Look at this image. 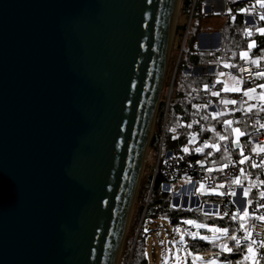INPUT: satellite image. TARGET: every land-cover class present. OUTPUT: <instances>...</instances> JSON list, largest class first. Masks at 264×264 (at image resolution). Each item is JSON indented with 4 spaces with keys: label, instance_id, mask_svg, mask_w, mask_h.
<instances>
[{
    "label": "water",
    "instance_id": "1",
    "mask_svg": "<svg viewBox=\"0 0 264 264\" xmlns=\"http://www.w3.org/2000/svg\"><path fill=\"white\" fill-rule=\"evenodd\" d=\"M181 5L0 0V264H119Z\"/></svg>",
    "mask_w": 264,
    "mask_h": 264
},
{
    "label": "built area",
    "instance_id": "2",
    "mask_svg": "<svg viewBox=\"0 0 264 264\" xmlns=\"http://www.w3.org/2000/svg\"><path fill=\"white\" fill-rule=\"evenodd\" d=\"M262 15H264V8L257 3L255 9L245 14L243 29L246 38L252 37L255 33H260L257 29L264 28V20L260 19ZM235 17L236 13L232 12L230 18L234 20ZM249 33L251 34L249 35ZM222 43V33L221 35L214 32L200 33L197 36L196 54L200 51H221ZM257 58H259V63H252ZM250 59L251 61L240 65L238 68L237 74L241 83V92H229L226 95L213 96L212 93L216 92L217 88V83H214L209 86V90L203 95L212 119L218 120L230 116L231 119L229 120L233 121L231 128H236L235 126L239 125L242 120L247 121L251 130L248 134L245 133L241 140L244 137L248 138L250 146L242 143L237 146L235 142L231 143L227 139L225 148L229 153V160L222 164L214 163L209 165L205 158H209L208 154H212L216 149L205 147L204 144L205 141L209 145L213 143L206 138V135L208 133H216L217 127L209 125L206 121H199L192 125L187 145L177 151H168L163 155V140L168 108L170 103L177 99L175 87L172 85L173 90L169 92V101L167 102L158 154L156 155L152 150L150 154L148 152L147 159L151 155L156 156L154 178L158 174L161 176L166 191L190 194L192 200L199 199L200 196L213 200L201 202L207 214L215 213L222 217H233L235 214L238 217L239 214L235 211V207H246L249 213L246 217L248 223L246 230L247 233H250V237L245 239V230L240 229L237 238L240 239L241 244L247 247L250 241L253 242L252 247L257 254L256 260L258 264H264V247H261L264 244V221L256 219L258 216H264V207H261V205H264V198L260 196V193L264 192V183H261L264 182V160H262L264 154L256 155L259 147H264V127H262L264 125V111H261V106L264 105V99H261L264 96V88L259 87L260 84H264V78L255 75L257 72H264V63L261 62L260 57ZM193 68L198 71L202 70L201 66H193ZM241 68L245 70L241 71ZM249 87L254 88L255 91L250 96H244L243 91ZM190 97L199 96L193 93ZM233 99L237 100V104L226 105L223 103L224 100ZM249 106H251L250 110ZM216 113H220V115H216ZM231 128L227 125H222L224 132L231 130ZM174 138L177 139L178 135L175 134ZM185 147L189 149L188 152L183 151ZM197 148H201L202 151L197 152ZM241 150L249 157V160L243 165L237 163L240 159ZM236 151L238 155L234 154ZM252 164H255L256 167H252ZM240 168L244 169L243 174L240 173ZM236 176H240L243 187L233 183ZM174 184H176L175 187H173ZM243 188L250 189L247 198L243 195ZM233 191L236 192V196L231 195ZM220 193L224 194L221 195ZM242 202L243 206H241ZM220 252V247H217L215 253ZM249 263L252 264L251 261Z\"/></svg>",
    "mask_w": 264,
    "mask_h": 264
},
{
    "label": "trees",
    "instance_id": "3",
    "mask_svg": "<svg viewBox=\"0 0 264 264\" xmlns=\"http://www.w3.org/2000/svg\"><path fill=\"white\" fill-rule=\"evenodd\" d=\"M193 4L194 10L192 14L194 22L191 24L190 30L186 36V46L194 25L193 36L192 40H190L191 42L188 50L185 46L182 59L179 63L176 78V87H178L176 91L177 99L172 101L168 108V121L163 140V150L166 152L177 151L181 147L187 145L191 127L194 123L199 121H206L209 125H215L217 127L216 133H208L206 135V138L210 141L219 140V136L224 134L222 131V122L231 117L227 116L218 120L212 119L208 112L206 99L203 97L207 92L205 91V88L215 82V74L209 73L200 76H190L185 73L184 70L190 68L192 65H210L211 63L220 60L231 61L238 68L240 65L244 64L240 59V52L247 48L248 40L244 37V31L242 28L244 24V16L239 14V11L241 8H244L247 11L255 9L256 0H230L229 5L232 11L236 13V17L234 20L229 18L225 25L221 51H200L197 54V35L202 31V26L199 22L203 14V0H182L181 12L183 15H190ZM178 28L179 35L183 37L186 27L180 26ZM257 37L258 46L253 51V55L261 56L264 62V37ZM222 71H224V69H222ZM220 88L221 86L218 89ZM193 93L199 94V97H190ZM164 111L165 107L162 105L158 114L157 129L150 144V148L155 153L158 152L161 141V127ZM188 125H191V127H188ZM239 126L246 134L251 130L246 120H242L241 123H239ZM175 134L178 135L177 139L174 138ZM242 140L245 145L250 146L248 138L244 137ZM234 154L238 155L235 152ZM227 160L228 159L226 158L223 162H227ZM162 184L163 180L159 174L156 178L150 174L141 184L138 194L139 206L137 207V212L135 214L134 232L138 229V224L143 214L144 219L136 244L133 247L131 259L128 261L130 255H127L124 264H128V262L129 264H149L146 256L148 233L145 231L146 221L149 219H166L171 225L176 227L183 226L185 224L184 221L191 219L197 221V223L216 225L217 227H227L229 228L230 234L233 232L236 234L238 231L237 221L236 219H233V217L209 218V216L201 215L198 211L174 209L171 206V195L170 193L163 191ZM149 195V203L145 210ZM225 243L233 248L231 253H226L228 258H225V260H230L232 264H235L237 260L242 261L243 264H250L249 261L243 260V257L247 254L246 245L240 243V246L237 247L235 241L232 240H225ZM189 250L193 254H206L212 251V243L195 239L190 242Z\"/></svg>",
    "mask_w": 264,
    "mask_h": 264
},
{
    "label": "rangeland",
    "instance_id": "4",
    "mask_svg": "<svg viewBox=\"0 0 264 264\" xmlns=\"http://www.w3.org/2000/svg\"><path fill=\"white\" fill-rule=\"evenodd\" d=\"M181 7H182V5H181ZM181 7H180V11L177 15V21L175 24L176 29H175V33H174V38L172 39V47H171L170 59H169V63H168V71H167V76H166V80L164 83L163 92H162V96H161L160 107L162 105H164V107H165L164 117H163V122H162V127H161V136H162L163 126H164L165 113H166V109H167V102L169 101V92L171 90H173L171 87L172 85H174V87L177 91L178 87H176V78H177V73H178V67H179V63L182 59V55L184 53V48L186 46V40H185L186 31H185L184 36L181 37V35H179V33H178V31H179L178 27H180V26L188 27V32H189L191 24L194 22L193 14H192L191 18H190V15H183L181 12ZM229 9H230L229 5L226 4L225 9H224L222 14H219L218 16H215V17L209 16L207 18H202V19H200L199 24L206 30L211 29L214 32H222L223 33L225 25L227 23V20L229 18V16H228V14L230 13ZM193 30H194V25H193V29H192L190 38H189L187 46H186L187 50L189 49V46H190V42H191L190 40H192ZM201 32H203V31H201ZM193 66H195V65H192L190 68H186L184 70V72L189 74L190 76H199L197 74L201 73L202 70L198 71L197 69H194L195 67L193 68ZM202 66H204V65H202ZM218 68H219V65L212 64V65L208 66V68L206 69V73L207 74L217 73ZM175 69H177V72H176V77L174 79ZM173 80H175V82H173ZM208 90H209V87H206L205 91H208ZM177 97H178V95H177ZM160 107H159V110H160ZM159 110H158V114H159ZM158 114H157V118H156V124H155L153 136H154L156 129H157ZM167 121H168V116L166 118V124H167ZM166 124H165V130H166ZM153 136H152V139H153ZM151 151H152V149L149 146V150H148L149 154ZM148 152H147V155H148ZM167 152L162 150L163 155H165ZM157 154H158V152L156 153V155ZM155 158H156V156H154V155H151V157H149L148 159L146 156L147 161L145 163L140 187H141L142 182L145 181L150 174H152L154 177L155 168H156ZM175 185L176 184H174L173 187H175ZM162 189H163V191L168 192L164 189L163 184H162ZM139 190H140V188H139ZM168 193H170V195H171V206L174 209H180V210H184V211H198V213H201V215L207 216V217L209 216V218L222 217V216L215 214V213L206 215V211L204 210L203 206L201 205V202L213 201L207 197L199 195L200 196V198H199L200 203L197 206L196 203H197L198 198L192 200L190 198L191 197L190 194H182L181 192H168ZM138 194H139V191H138ZM187 197H189V198H187ZM149 199H150V195H149L148 200L146 202L145 210H146V207L148 206ZM178 199L180 202L178 204V207H176L175 205H176V202ZM138 202H139V200H138V195H137L135 205H134V212H133L132 220L130 222L129 229H128V232L126 235V239H125L124 246L122 249L119 264H124L125 258L127 255L128 256L130 255L129 260H128V261H130L131 256H132L133 247L136 244L138 235L140 233V228H141L142 223H143L144 214L140 218V222L138 224V229L134 232L135 214L137 212V207L139 206ZM186 203H188L187 207H186ZM241 206H243V205H241ZM243 209H244V207L243 208H241V207L236 208L235 207V211L237 213H239L238 217L235 216L236 217L235 219L237 221V226H238V229H237L238 231L236 232V236H238V232L240 230V227H239V225L241 223L240 215L242 214L240 212H242ZM157 219L160 220L159 223L162 224L165 227V229H162V226H160V231L155 230L158 233H156L155 237H153L151 239L150 245L148 246V253H149L148 257L152 263H154L152 260V258H153L152 252H153V248H154L155 255L157 256V262L159 264H187L188 257L190 256L192 259V255H193V253L189 250L187 245L189 246V244L192 240L199 239V236H197V238L193 239L189 235V233L198 232L199 235H209V236L212 235L210 232L207 231V229H205V230L197 229V228H195V226L188 225L186 223L181 227H176V226L171 225L167 221L166 222L168 224H164L165 222L162 218H157ZM243 223L245 225V228H247L248 223H247L246 218L244 219ZM150 224H151L150 222H146V225H145V231L146 232H149L147 230V227ZM170 240H171V242H170ZM220 242L225 243V240L223 239V237H221L220 241H217L216 243H212L213 251H210L209 253H206V254L211 255L212 252L215 253L216 248L219 247ZM219 258H222V260H225V258H228V257L226 255V253H221ZM228 261H230V260H228ZM128 264H129V262H128Z\"/></svg>",
    "mask_w": 264,
    "mask_h": 264
},
{
    "label": "snow or ice",
    "instance_id": "5",
    "mask_svg": "<svg viewBox=\"0 0 264 264\" xmlns=\"http://www.w3.org/2000/svg\"><path fill=\"white\" fill-rule=\"evenodd\" d=\"M256 3L259 4L260 7L264 8V0H256ZM240 11L241 12H246L247 10L244 9V8H241ZM260 19L264 20V15H262L260 17ZM257 31H259L261 33V35H264V28L257 29ZM250 34L251 33H249V35ZM255 46H256V42L255 41H251L247 45V47L249 49H251V48H253ZM240 58L242 60H246L248 58V52L247 51L241 52L240 53ZM252 63L258 64L259 63V58H257V60L252 61ZM224 67L228 68V67H231V65L225 63ZM244 70L245 69L241 68V71H244ZM219 75L222 76V75H224V73H220ZM255 75L257 77L264 78V72H257ZM259 87L264 88V84H260ZM223 90L225 92H241V88L238 87V86H233V87L225 86ZM254 91H255L254 88L249 87V88H247L246 90L243 91V95L244 96H250L251 93H253ZM212 95L213 96H218L219 92H213ZM261 99H264V96H262ZM223 103L226 104V105H228V104L235 105V104H237V100H234V99L233 100H224ZM250 109H251V106H249V110ZM261 111H264V105L261 106ZM216 115H220V113H216ZM222 123L224 125H227L228 127L231 128V125L233 124V121L224 120ZM188 127H191V125H188ZM262 127H264V125H262ZM231 134L234 135V137H235V141L234 142L237 144V146H239L240 138L244 135V133L239 128H231ZM219 139L220 140H227L228 136L220 135ZM204 146L205 147L215 148L217 151H219L220 147H221V145H219L218 143H215V142H213L211 145H209L207 141H205ZM225 150L227 151L226 148H225ZM183 151L184 152H188L189 149L187 147H185L183 149ZM196 151L200 152V151H202V149L201 148H197ZM261 154H264V147H259V150L256 151V155H261ZM248 160H249V157L247 155H245L244 152L241 150L240 159L237 161V163L240 164V165H243ZM262 160H264V157H262ZM225 167H227V165H225ZM252 167H256V165L252 164ZM240 173L241 174L244 173V169L243 168H240ZM233 183H235L237 186L243 187V185L241 184L240 176H236L234 181H233ZM261 183H264V182H261ZM201 187H203V186H201ZM249 191H250L249 188H243V195H244L245 198L248 197ZM220 194L223 195L224 193H220ZM231 195L232 196H236V192L235 191L231 192ZM260 196L262 198H264V192H261ZM249 203H250V201H249ZM242 205H243V202H242ZM261 207H264V205H261ZM248 214H249L248 213V209L245 207L243 209V213L240 215L241 223H240L239 227H240V229H244L245 230V237H244L245 239H248L250 237V233H247V230H246L245 225L243 223L244 219L248 216ZM206 215H209V214L206 213ZM235 218L236 217H235V214H234L233 215V219H235ZM256 219L264 221V216H258V217H256ZM184 223H186L188 225H193L197 229H207V231L212 234L211 236H209V235H199L198 232H191V233H189V235L193 239H195V238H197V236H199L200 240L209 241L211 243H216L217 241L221 240V237H223L224 240L235 241V244L237 245V247L240 246V239L237 238L235 232L230 234L229 233V228H227V227H217L216 225H208V224H205V223H197V221L191 220V219L184 221ZM252 243L253 242H251V241L248 243L247 254L243 257V260L244 261H251L252 264H258V262L256 260V255L257 254H256V251L252 247ZM219 247L221 249V252L220 253H216L215 254L216 257H219L221 255V253H231L233 251V248L229 247L228 244L224 243V242H220ZM261 247H264V244H262ZM201 259L202 258L199 257V256H194L193 257V264H196V261L201 260ZM207 264H231V262L227 261V260L218 261L217 259H212V260L207 261ZM235 264H243V262L240 261V260H237L235 262Z\"/></svg>",
    "mask_w": 264,
    "mask_h": 264
},
{
    "label": "crops",
    "instance_id": "6",
    "mask_svg": "<svg viewBox=\"0 0 264 264\" xmlns=\"http://www.w3.org/2000/svg\"><path fill=\"white\" fill-rule=\"evenodd\" d=\"M229 1L230 0H203V14H202V17L200 18V19H202V18H207V17H209V16H211V17H215V16H218L219 14H222L223 13V11H224V9H225V6H226V4H228L229 5ZM229 7H230V5H229ZM229 14H228V16H229V18H230V15H231V13L233 12L232 11V9H231V7H230V9H229ZM247 13H249V11H246V12H241V11H239V14H242L243 16H244V20H245V14H247ZM228 18V19H229ZM228 21V20H227ZM243 26H244V24H243ZM243 28V27H242ZM202 31L203 32H214V31H212L211 29L210 30H206V29H204L203 27H202ZM243 31H244V29H243ZM203 32H199L198 34H200V33H203ZM214 33H222V32H214ZM198 36V35H197ZM222 36H223V33H222ZM257 36H260V37H264V35H261V33H255V34H253V36L252 37H250V38H246L245 37V35H244V37L248 40V44H249V42H251V41H255L256 42V46L255 47H253V48H251V49H249L248 47L246 48V49H244V50H242L241 52H243V51H247L248 52V58L246 59V60H242L241 58V60L244 62V63H247V62H249V61H251V59L250 58H253V57H260V59H261V62H263V59H262V57L261 56H255V55H253V51L257 48V46H258V37ZM197 44V43H196ZM197 46V45H196ZM240 52V53H241ZM225 63H227V64H229V65H231V67H228V68H225L224 67V64ZM264 63V62H263ZM212 64H217V65H219V68H218V70H217V73H213V74H215V76H216V79H215V82L214 83H217V88H216V92H219V94H222V95H226V94H228L229 92H225L223 89H224V87L225 86H228V87H233V86H238V87H240L241 86V83L239 82V77H238V74H237V72H238V67L236 66V65H234L231 61H225V60H220V61H218V62H213V63H211L210 65H212ZM210 65H204V66H202V65H195V66H201L202 67V72L201 73H199V74H197V75H204V74H207L206 73V69L208 68V66H210ZM222 69H224V71H222ZM220 73H224V75H219ZM213 83V84H214ZM221 86V88L220 89H218L219 87ZM229 119H231V118H229ZM228 119V120H229ZM236 128H239L244 134H245V132H244V130L243 129H241L240 128V126L239 125H237V126H235ZM223 131V130H222ZM224 132V131H223ZM224 136H228V140L229 141H231V143H234V141H235V137H234V135H232L231 134V130H227L226 132H224V134H223ZM234 139V140H233ZM212 142H215V143H218L219 145H221V147H220V150L219 151H214V152H212V154H208V157L210 158H205L208 162H209V165H213L214 163H216V164H222V163H225V162H223L226 158L229 160V153L225 150V145H226V140H216V141H212ZM223 142H224V144H223ZM244 144L243 143V140H241V138H240V143H239V145L240 144ZM236 144V143H235ZM224 145V146H223ZM237 145V144H236ZM235 153H237V151L235 152ZM226 157V158H225ZM227 160V161H228ZM239 208V207H238ZM240 212V211H239ZM240 213H243V211L242 212H240ZM239 214V213H238ZM164 220V224H168L167 222H169L168 220H166V219H163ZM159 221L160 220H158V219H149V220H147L146 222H150L151 224L147 227V230L149 231V232H147L148 233V240H147V249H146V256H147V258H148V261H149V264H159L158 262H157V256L155 255V251H154V248H153V258H152V260H153V262L154 263H152L151 261H150V259H149V257H148V246L150 245V241H151V239L153 238V237H155V234L156 233H158L157 231H160V226H162V229H165V227L162 225V224H160L159 223ZM167 221V222H166ZM170 223V222H169ZM155 230H157V231H155ZM202 230H205V229H202ZM204 232V231H203ZM205 234V233H204ZM170 242H171V240H170ZM187 247L189 248V246L187 245ZM194 256H199V257H201L202 259L201 260H198V261H196V264H207V261H209V260H212V259H217L218 261H224V260H222V258H217L216 256H215V253H211V255H209V254H204V253H200V254H193L192 255V259H191V257L189 256L188 257V261H187V264H193V257ZM231 262V261H230ZM231 264H232V262H231Z\"/></svg>",
    "mask_w": 264,
    "mask_h": 264
},
{
    "label": "bare ground",
    "instance_id": "7",
    "mask_svg": "<svg viewBox=\"0 0 264 264\" xmlns=\"http://www.w3.org/2000/svg\"><path fill=\"white\" fill-rule=\"evenodd\" d=\"M177 16V15H176Z\"/></svg>",
    "mask_w": 264,
    "mask_h": 264
}]
</instances>
